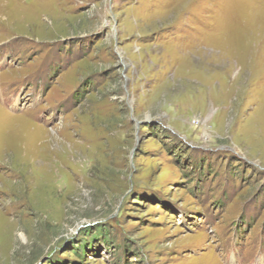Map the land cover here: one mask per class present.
<instances>
[{
	"label": "rangeland",
	"instance_id": "rangeland-1",
	"mask_svg": "<svg viewBox=\"0 0 264 264\" xmlns=\"http://www.w3.org/2000/svg\"><path fill=\"white\" fill-rule=\"evenodd\" d=\"M0 264H264V0H0Z\"/></svg>",
	"mask_w": 264,
	"mask_h": 264
}]
</instances>
